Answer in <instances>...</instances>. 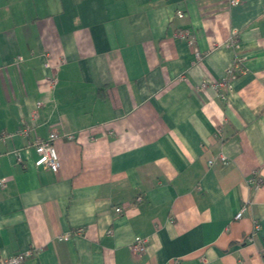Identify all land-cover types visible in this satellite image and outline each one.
Returning a JSON list of instances; mask_svg holds the SVG:
<instances>
[{
	"label": "crops",
	"instance_id": "crops-1",
	"mask_svg": "<svg viewBox=\"0 0 264 264\" xmlns=\"http://www.w3.org/2000/svg\"><path fill=\"white\" fill-rule=\"evenodd\" d=\"M238 56L227 100L202 87ZM25 124L29 138L0 141L1 257L264 264V184L247 183L264 181V0H0V133ZM52 132L57 173L33 166Z\"/></svg>",
	"mask_w": 264,
	"mask_h": 264
},
{
	"label": "built area",
	"instance_id": "built-area-1",
	"mask_svg": "<svg viewBox=\"0 0 264 264\" xmlns=\"http://www.w3.org/2000/svg\"><path fill=\"white\" fill-rule=\"evenodd\" d=\"M240 3V0H229V6L234 7ZM178 17L183 18L184 14L182 11H178ZM176 37L185 40L188 42V44L191 47H194V54L197 58V60H200L203 56V54L200 52L198 48H196L195 45V39L191 35V33L187 30L179 31L176 34ZM236 32H233L232 35L228 39V47H235L236 45ZM21 59V58H20ZM243 57L238 56L236 57L234 64L229 66L225 70V76L223 79L219 81H205L202 84V87L210 86L213 89L219 91L221 93V98L223 100H227L228 96L232 92V82L236 79L238 73L240 72V68L243 64ZM49 83L54 86L56 83V80H49ZM42 103H37V108L41 107ZM30 126L25 124L21 128H19L16 132H2L0 133V141L6 142L9 140H12L16 137H22V138H29L30 136ZM66 137L69 140L74 139L73 134H67ZM60 138L59 134L57 132H52L47 139H40L37 138L32 142V147L34 148L37 158L34 160L33 166L37 170H43V171H50L53 173H57L60 170V157L57 152L55 143ZM219 159L222 163L227 162V157L224 154L219 155ZM22 158L19 155L18 161L21 162ZM214 161L211 160L209 162L210 165H213ZM248 186L254 191H258L264 184L263 178L260 174V172L256 171L247 181ZM7 184L6 178H0V188H5ZM142 200V197L139 196L136 198V201L140 202ZM123 208L122 207H116L114 208L115 214L119 215L122 213ZM246 211V207L244 206L242 210L238 213L236 216L237 219H240L244 212ZM260 230L259 224H255L253 230L251 233L248 234L246 237V242L253 244L255 242L257 233ZM77 233H80L79 231ZM71 238L70 234H64L59 236L58 239L60 240H69ZM149 238L146 237H140L137 236L134 238L133 242L130 245V250L134 255H142L146 252L147 246L149 243ZM34 256V250L30 249L27 251L20 252L18 254L8 256V257H1L0 256V264H23L26 260L32 258Z\"/></svg>",
	"mask_w": 264,
	"mask_h": 264
}]
</instances>
